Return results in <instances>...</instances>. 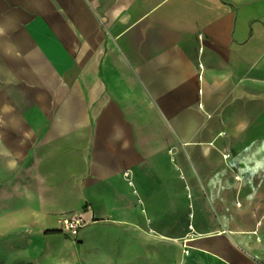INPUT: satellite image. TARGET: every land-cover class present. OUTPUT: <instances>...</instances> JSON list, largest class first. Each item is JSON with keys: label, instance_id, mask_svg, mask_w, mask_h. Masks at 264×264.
I'll return each instance as SVG.
<instances>
[{"label": "crops", "instance_id": "0c3cea01", "mask_svg": "<svg viewBox=\"0 0 264 264\" xmlns=\"http://www.w3.org/2000/svg\"><path fill=\"white\" fill-rule=\"evenodd\" d=\"M5 154L0 264H259L264 0H0Z\"/></svg>", "mask_w": 264, "mask_h": 264}, {"label": "built area", "instance_id": "2783aa9c", "mask_svg": "<svg viewBox=\"0 0 264 264\" xmlns=\"http://www.w3.org/2000/svg\"><path fill=\"white\" fill-rule=\"evenodd\" d=\"M90 210L88 208L87 211ZM88 222V219L84 215H67L62 217V228L63 231L75 237Z\"/></svg>", "mask_w": 264, "mask_h": 264}, {"label": "rangeland", "instance_id": "374dc122", "mask_svg": "<svg viewBox=\"0 0 264 264\" xmlns=\"http://www.w3.org/2000/svg\"><path fill=\"white\" fill-rule=\"evenodd\" d=\"M3 162H5L6 164L9 165L8 159L6 157V154H5L4 161L2 160V166L4 165ZM2 166H1V160H0V177L3 176V175H6L8 173V168H6V172H4L3 171L4 170V166L3 167ZM12 168L14 169L15 167H12ZM0 194H2V193H0ZM67 236L71 237L69 235H67ZM246 249H247L246 251H248L249 253H252L254 255L255 259H257L259 264H264V246H259V250L257 252H255V253L249 247H246ZM196 264H201V263H196Z\"/></svg>", "mask_w": 264, "mask_h": 264}]
</instances>
